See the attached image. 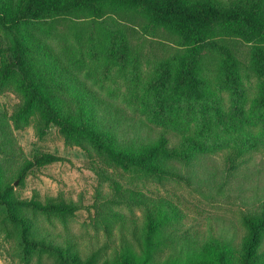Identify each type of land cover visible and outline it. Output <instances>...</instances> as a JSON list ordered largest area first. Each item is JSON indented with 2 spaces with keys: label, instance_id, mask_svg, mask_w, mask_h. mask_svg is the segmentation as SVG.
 Segmentation results:
<instances>
[{
  "label": "trees",
  "instance_id": "16d2710c",
  "mask_svg": "<svg viewBox=\"0 0 264 264\" xmlns=\"http://www.w3.org/2000/svg\"><path fill=\"white\" fill-rule=\"evenodd\" d=\"M68 15L112 19L114 29L100 21L89 35L77 36L82 56L104 61L119 80L133 83L130 95L123 101L130 108L147 111L153 118L160 117L175 130V147H170V140L162 132L157 140L145 142L144 151L124 150L121 123L109 117H105V122L97 121L100 97L69 75L61 55L48 42L51 32L43 25L46 20ZM118 17L126 23L118 21ZM128 23L138 24L145 34H165L179 45L171 57L152 66L150 80L143 79L144 65L149 62L142 59L143 45L135 44L129 36ZM0 26L13 38L10 49L14 60H3L0 66V93L13 91L21 99L11 116L15 127L20 130L38 113L46 125L58 126L66 147H79L96 155L105 167L125 172L139 169L161 179L165 172L151 162L158 155L193 162L209 153V143L254 146L259 135L251 130L244 92L245 81L251 75L259 82L260 96L254 103L262 113L264 125V0H248L232 8L214 6L208 0H0ZM228 42L250 47L249 61ZM209 47L210 54L220 55L218 61L204 51ZM69 61L80 66L72 57ZM153 86L170 104L167 108L149 104ZM108 93L114 92L108 89ZM178 102L188 103V111L173 104ZM109 114L105 108V116ZM58 160L47 155L35 163L29 162L18 180H23L34 167ZM5 177L0 170V209L6 222L21 228L18 241L26 257L47 251L55 257V264H264V209L260 223L243 220L247 236L238 251L207 241L200 247L193 246L188 258L173 254L163 257L161 231L170 210L148 204L140 193L137 199L145 206V225L140 237L133 231L139 248L126 243L120 251L101 259L98 252L82 255L73 238L52 243L45 236H37L29 219L16 211L18 207L22 212L67 216L78 210L75 204L16 201L12 197L14 188L4 181ZM116 216L122 218L120 214ZM26 257L24 260L29 262Z\"/></svg>",
  "mask_w": 264,
  "mask_h": 264
},
{
  "label": "rangeland",
  "instance_id": "374dc122",
  "mask_svg": "<svg viewBox=\"0 0 264 264\" xmlns=\"http://www.w3.org/2000/svg\"><path fill=\"white\" fill-rule=\"evenodd\" d=\"M208 1L214 6L232 8L248 0ZM116 19L126 23L123 18ZM100 21L110 29L116 27L110 18L96 19L90 15L60 16L44 21L43 25L51 32L52 39L50 37L48 42L61 55L69 75L100 97L97 121L105 122V117H109L121 123L124 150L144 151L145 142L157 140L162 132L170 140V147H175L178 142L175 130L160 117L154 119L147 111L130 108L127 101H123L130 95L133 83L119 80L115 70L105 67L104 61L82 56L77 36L89 35ZM128 25L134 43L143 45L142 59L149 62L144 65L143 79L150 80L152 66L171 57L179 45L165 34H145L138 24ZM12 41L11 35L0 26V66L3 60H14L10 49ZM228 43L249 61L250 47ZM204 51L215 62L220 58L215 52L210 54V47ZM71 57L80 66L71 64ZM245 83L251 130L259 135L255 145L209 143V153L193 162L158 155L151 162L165 172L161 179L139 169L125 172L105 167L96 155L79 147H66L58 126L46 125L38 113L31 116L27 125L17 129L11 116L21 99L13 91L0 93V170L6 175L4 181L14 188L13 199L78 207L73 215L67 216H45L33 210L22 212L16 207L17 213L29 219L37 236H45L52 243L73 238L82 255L98 252L104 259L105 254L120 251L126 243L139 248L133 231L140 237L145 225V206L137 199L142 193L148 204L170 210L161 231L163 257L173 254L188 258L193 246L200 247L207 241L223 249L231 246L240 250L247 236L243 220L248 218L260 223L264 209V125L262 113L254 103L260 96V87L253 75ZM157 87L160 91L159 84ZM108 89L114 93L109 94ZM152 90L149 104L167 108L170 104L154 86ZM173 104L188 111L186 102ZM105 108L111 114L105 116ZM47 155L59 160L36 166L23 180H18L19 173L29 162L35 163ZM4 219L5 213L0 209V264H55V257L47 251L26 257L18 241L21 228ZM261 252H264V239Z\"/></svg>",
  "mask_w": 264,
  "mask_h": 264
}]
</instances>
